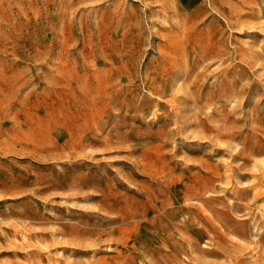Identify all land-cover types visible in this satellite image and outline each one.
<instances>
[{"label":"rangeland","instance_id":"374dc122","mask_svg":"<svg viewBox=\"0 0 264 264\" xmlns=\"http://www.w3.org/2000/svg\"><path fill=\"white\" fill-rule=\"evenodd\" d=\"M0 264H264V0H0Z\"/></svg>","mask_w":264,"mask_h":264}]
</instances>
